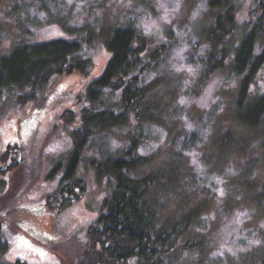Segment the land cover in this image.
<instances>
[{"label":"rangeland","instance_id":"374dc122","mask_svg":"<svg viewBox=\"0 0 264 264\" xmlns=\"http://www.w3.org/2000/svg\"><path fill=\"white\" fill-rule=\"evenodd\" d=\"M232 3L237 27L228 28L218 48L226 55L249 31L251 17L262 16L257 0ZM219 12L209 0H0V59L22 44L65 38L80 42L93 63L87 75L54 76L34 93L0 91V220L9 244L0 264H77L114 186L92 162L123 154L134 139L150 158L139 175L175 169L170 192L157 195L160 221L192 220L163 264H264V122L252 129L238 120L244 75L232 74L231 58L224 70L205 76L206 36ZM116 27L137 28L149 41L147 54L165 47L147 67L162 112L158 121L92 137L77 170L85 188L63 199L70 133L79 126L67 119L80 115L79 96L103 73L111 56L103 38ZM256 46L263 49L264 33ZM263 94L264 66L248 101ZM34 241L51 251L39 257L27 247Z\"/></svg>","mask_w":264,"mask_h":264},{"label":"trees","instance_id":"16d2710c","mask_svg":"<svg viewBox=\"0 0 264 264\" xmlns=\"http://www.w3.org/2000/svg\"><path fill=\"white\" fill-rule=\"evenodd\" d=\"M257 5L262 16L251 17L245 24L250 26L249 31L232 42L226 55L225 49L218 48L223 37L231 32L228 28L237 27L234 6L232 0H209L211 9L224 12L213 15L214 25L206 36L210 48L206 58L203 57L205 76L224 70L229 58L232 59V74L244 75L237 118L252 129L264 122V94L248 101L251 82L264 66V47L257 52L256 46L259 36L264 33V2L257 0ZM89 37L88 43H91V35ZM103 40L110 59L103 73L79 96L80 115L73 113L67 119L79 122L70 133L73 148L60 181L59 196L67 200L73 196L77 198L85 188L84 182L77 177V170L82 152L92 137L130 124L139 127L146 122L158 121L162 112L153 95L157 80L149 75L151 69L147 67L157 64L165 47L155 48L147 54L149 41L134 27L112 28ZM92 66V59L83 55L78 41L55 38L32 45L22 44L0 59V91L10 87H30L34 93L44 88L54 76L87 75ZM149 159L138 152V139H134L123 154L92 162L97 175H106L114 186L103 199L98 218L89 227L88 240L77 264H163V256L172 252L177 239L192 220L186 216L175 224L160 221L157 195L170 192L175 169L164 167L139 175ZM3 223L0 220V255L9 246L2 238ZM27 247L41 258L44 250L51 251L38 241ZM15 264L28 263L18 260Z\"/></svg>","mask_w":264,"mask_h":264}]
</instances>
